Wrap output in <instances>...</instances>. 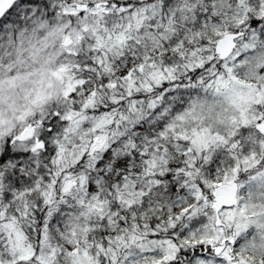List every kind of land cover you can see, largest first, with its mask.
<instances>
[{
  "label": "clouds",
  "instance_id": "1",
  "mask_svg": "<svg viewBox=\"0 0 264 264\" xmlns=\"http://www.w3.org/2000/svg\"><path fill=\"white\" fill-rule=\"evenodd\" d=\"M14 2L0 264H264V0Z\"/></svg>",
  "mask_w": 264,
  "mask_h": 264
},
{
  "label": "snow or ice",
  "instance_id": "2",
  "mask_svg": "<svg viewBox=\"0 0 264 264\" xmlns=\"http://www.w3.org/2000/svg\"><path fill=\"white\" fill-rule=\"evenodd\" d=\"M20 2L23 3L24 0H20ZM17 7L18 5L14 2V0H0V16H6L10 13H15ZM216 251L219 252L220 249L217 248ZM229 259H231V257H229ZM153 264H160V261H154ZM195 264H210V262L197 260L195 261Z\"/></svg>",
  "mask_w": 264,
  "mask_h": 264
}]
</instances>
